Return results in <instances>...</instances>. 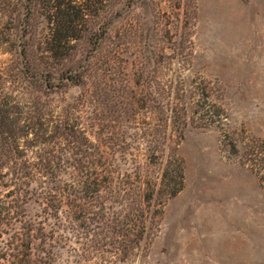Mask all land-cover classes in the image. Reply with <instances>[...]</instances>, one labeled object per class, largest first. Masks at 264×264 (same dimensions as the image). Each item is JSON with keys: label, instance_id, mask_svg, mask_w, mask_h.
<instances>
[{"label": "rangeland", "instance_id": "1", "mask_svg": "<svg viewBox=\"0 0 264 264\" xmlns=\"http://www.w3.org/2000/svg\"><path fill=\"white\" fill-rule=\"evenodd\" d=\"M28 4L0 0V105L21 137L0 162V186L19 172L27 219L43 220L52 198L59 221L50 213L47 224L64 237L57 264H264V0H94L90 33L64 59L45 52L48 24ZM72 129L112 172L99 194L105 215L90 212L85 228L72 205ZM168 159L182 184L165 198ZM44 169L56 175L40 179ZM92 192L83 196L94 205ZM140 206L144 238L121 261L117 223ZM0 232L1 246L12 233Z\"/></svg>", "mask_w": 264, "mask_h": 264}, {"label": "trees", "instance_id": "2", "mask_svg": "<svg viewBox=\"0 0 264 264\" xmlns=\"http://www.w3.org/2000/svg\"><path fill=\"white\" fill-rule=\"evenodd\" d=\"M26 1L29 3L26 7V12L31 11L30 7L36 8L37 13L38 9L43 10L42 17L48 24V35L43 44L46 47L45 52L51 59H64L68 55L70 56V51H73L72 44L83 40L90 33L86 26V19L94 14V0ZM108 1L101 0L102 6H105ZM102 30L105 32L104 26ZM70 82L72 85H77L80 83V79H71ZM10 109L11 107L7 109V107H1L0 105V162H5L7 157L17 148L21 139L16 133L18 123L13 118V113ZM171 118L175 124H178V116L173 111L170 116ZM71 132V156L73 158L74 170L78 173V183L75 186L79 192L74 196L72 205L76 210L74 213L77 212L79 214V216L75 217V221H80V226L85 228V224H87L86 217L90 212L91 215L95 214L94 217L105 215V207L99 201V194L103 184L112 180V172L106 168V165H109L107 154H102L98 149L90 151L92 148L89 146L87 140L80 135V132H76L75 129H72ZM179 133V136H182L181 132ZM232 148V154L236 153V147L233 146ZM256 162L260 180L264 183V161L257 160ZM44 172L45 175L39 173L40 179L47 180L48 177L56 175V172L51 171V169H44ZM12 174L17 177L16 181L14 179L10 182V185L0 186V188L5 190L4 193H1L0 190V229L3 227L8 228L10 233H12L10 240L5 242V244L1 241L0 264H57L61 258V251L64 250V237L57 232L60 230V227L56 225L59 221L58 217H56L58 209L50 207L52 198L43 199V205L45 206V217L43 220L27 219L24 211L26 200L16 190L19 183H17V180L20 181L19 172H13ZM6 175L0 176L3 178ZM175 181H177V186L182 184V173L179 165L168 159L160 180L158 194L163 197L165 196V198L175 196L180 190L171 185ZM90 189L93 190L90 197H92V194L94 195L92 198L94 205L93 203H86L84 200L87 197L83 196L84 191ZM164 189L168 190L167 195L163 194ZM152 196V192H146L142 196L143 205L151 200ZM81 199L82 201L84 200V203H81ZM98 206L100 208L99 211L94 212V209L98 208ZM50 213H53L57 221L54 225L47 224L48 218L51 216ZM145 219L144 210L140 206L131 217L128 216L126 219L121 218V221L117 223L119 231L115 233V242L120 238L119 242L121 241V243L123 242L127 246L121 251L117 250L122 255L120 257L121 261L127 259L130 252L129 248L134 249L138 247L144 238ZM107 223L105 226L106 229H109ZM122 225H126L128 228L133 227L132 235L120 229L119 227ZM46 228L49 230L46 231ZM4 234L7 233L0 232V239ZM96 241L97 236L92 243L95 244Z\"/></svg>", "mask_w": 264, "mask_h": 264}]
</instances>
